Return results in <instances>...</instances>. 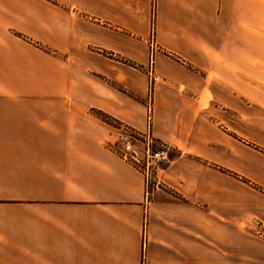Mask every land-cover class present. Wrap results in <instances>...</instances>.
Returning a JSON list of instances; mask_svg holds the SVG:
<instances>
[{
  "label": "crops",
  "instance_id": "crops-1",
  "mask_svg": "<svg viewBox=\"0 0 264 264\" xmlns=\"http://www.w3.org/2000/svg\"><path fill=\"white\" fill-rule=\"evenodd\" d=\"M16 19L45 51L0 38V74L25 59L40 78L0 87V264H264V143L216 120L264 81V0H0L12 36ZM150 57L153 134L176 156L148 201L100 115L146 127L124 62Z\"/></svg>",
  "mask_w": 264,
  "mask_h": 264
},
{
  "label": "rangeland",
  "instance_id": "rangeland-1",
  "mask_svg": "<svg viewBox=\"0 0 264 264\" xmlns=\"http://www.w3.org/2000/svg\"><path fill=\"white\" fill-rule=\"evenodd\" d=\"M15 31L12 34H8L5 29L0 27V38L4 39L6 42H10L11 49L14 50L13 42L15 41L16 37L21 39L23 42H28L33 44L34 47L41 49L43 52L45 51V46L40 45L38 42H34L31 40L32 38L37 39L38 41L45 42V37L43 36V32L39 29L30 30L27 29L26 20L24 19H16L13 23ZM33 56H30V60H33ZM117 59V58H115ZM155 58H153V65L151 64V57L149 62L146 63H125L128 65L130 71V89H128V94L131 98V101L135 102L136 104L144 105L145 109V119H146V126L150 123L153 125L154 119V91H155V84L159 81L156 80L157 77L154 67H155ZM25 59H21L16 64H14V69L9 70L7 74H0V87L5 88H23L29 87L32 88L34 85H37L40 82V78L35 76V79L27 78L25 73H29L31 71V64L33 63H26L24 62ZM12 64H8L11 67ZM261 66V65H258ZM19 69V71L17 70ZM16 70V71H15ZM7 75V76H6ZM24 78V79H23ZM111 85L113 88L121 89L118 87L115 82H112ZM20 90V89H19ZM127 89L124 86V92ZM35 94V93H34ZM31 98L32 102H37L36 99H40L36 97V95H21L18 96L19 99L21 98ZM208 96L206 97V99ZM223 99L235 101L237 103V109L230 110L227 104L222 103V106L219 107L220 110V119L218 120V127L221 129L222 133H229L232 134L231 130H237L239 134L233 133L232 136L237 138L239 141L242 140H251L250 146L256 147L257 150L260 149V145L264 143V81L260 79L254 80V94L252 96H234V95H223ZM40 102V100H39ZM151 112V113H150ZM101 120L105 123L109 124L112 128H116L118 124L124 123L121 122L111 116L108 115H100ZM104 117V118H102ZM118 122V123H117ZM117 123V124H116ZM116 125V126H115ZM146 128V127H145ZM145 128L141 131H144ZM153 128V127H152ZM138 129V128H137ZM140 130V129H139ZM218 133V132H217ZM241 134V135H240ZM155 137V136H154ZM158 140V139H157ZM160 141V140H159ZM253 141L257 142L252 143ZM244 142V141H242ZM245 143V142H244ZM246 144V143H245ZM169 147V146H168ZM170 152V161L166 165H170L173 161L175 152L171 147H169ZM263 148V147H262ZM261 152H264L261 150ZM204 161L201 159V162ZM216 168V167H215ZM222 171V170H221ZM164 174V173H163ZM233 177L237 178L239 181L249 184L250 182L246 180L244 177L239 178L237 175H233ZM160 189L165 190L166 184H162ZM152 197L150 198L151 201ZM244 227V225H243ZM255 235L258 237H264V226L262 223H256L255 226ZM254 232V231H253ZM245 234V232L243 231ZM248 233V232H247ZM261 239V238H260ZM223 246V245H222ZM224 250L228 251V243L223 246ZM240 252V249H239Z\"/></svg>",
  "mask_w": 264,
  "mask_h": 264
},
{
  "label": "built area",
  "instance_id": "built-area-1",
  "mask_svg": "<svg viewBox=\"0 0 264 264\" xmlns=\"http://www.w3.org/2000/svg\"><path fill=\"white\" fill-rule=\"evenodd\" d=\"M151 37L154 38V31H152ZM153 58L151 57L152 65L154 64ZM149 120L150 123L147 124L144 131L127 123H120L116 128H113L112 140L107 141V147L143 175L148 201L164 184L162 175L167 169L166 165L170 161L171 152L165 143L154 137L151 118ZM146 235L147 232L144 231V237Z\"/></svg>",
  "mask_w": 264,
  "mask_h": 264
},
{
  "label": "trees",
  "instance_id": "trees-1",
  "mask_svg": "<svg viewBox=\"0 0 264 264\" xmlns=\"http://www.w3.org/2000/svg\"><path fill=\"white\" fill-rule=\"evenodd\" d=\"M102 118H104V117H102Z\"/></svg>",
  "mask_w": 264,
  "mask_h": 264
}]
</instances>
